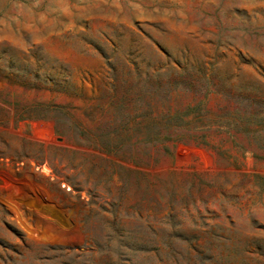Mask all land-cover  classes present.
<instances>
[{"label":"rangeland","instance_id":"obj_1","mask_svg":"<svg viewBox=\"0 0 264 264\" xmlns=\"http://www.w3.org/2000/svg\"><path fill=\"white\" fill-rule=\"evenodd\" d=\"M0 264H264V0H0Z\"/></svg>","mask_w":264,"mask_h":264}]
</instances>
